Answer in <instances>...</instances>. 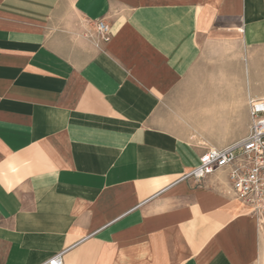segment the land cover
Returning a JSON list of instances; mask_svg holds the SVG:
<instances>
[{
    "label": "crops",
    "instance_id": "obj_1",
    "mask_svg": "<svg viewBox=\"0 0 264 264\" xmlns=\"http://www.w3.org/2000/svg\"><path fill=\"white\" fill-rule=\"evenodd\" d=\"M259 98L264 0H0V264H249L226 174L175 181Z\"/></svg>",
    "mask_w": 264,
    "mask_h": 264
},
{
    "label": "built area",
    "instance_id": "obj_2",
    "mask_svg": "<svg viewBox=\"0 0 264 264\" xmlns=\"http://www.w3.org/2000/svg\"><path fill=\"white\" fill-rule=\"evenodd\" d=\"M94 29L102 41L109 39L104 21L98 20ZM248 106V135L228 147L206 150L199 157V164L175 183L188 182L197 187L207 176L224 172L229 184L226 194L249 206L259 226L264 228V98L250 99ZM63 254L60 252L45 264H63Z\"/></svg>",
    "mask_w": 264,
    "mask_h": 264
},
{
    "label": "rangeland",
    "instance_id": "obj_3",
    "mask_svg": "<svg viewBox=\"0 0 264 264\" xmlns=\"http://www.w3.org/2000/svg\"><path fill=\"white\" fill-rule=\"evenodd\" d=\"M249 264H264V241L259 246L258 256Z\"/></svg>",
    "mask_w": 264,
    "mask_h": 264
}]
</instances>
